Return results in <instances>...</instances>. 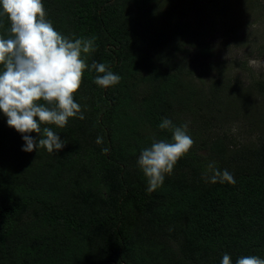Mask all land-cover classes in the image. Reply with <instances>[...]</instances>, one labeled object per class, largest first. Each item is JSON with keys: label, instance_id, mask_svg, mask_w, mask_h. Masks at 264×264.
Wrapping results in <instances>:
<instances>
[{"label": "trees", "instance_id": "trees-1", "mask_svg": "<svg viewBox=\"0 0 264 264\" xmlns=\"http://www.w3.org/2000/svg\"><path fill=\"white\" fill-rule=\"evenodd\" d=\"M242 2L43 0L61 34L96 38L86 63H103L121 80L104 88L94 83L95 70L84 71L74 94L84 119L69 118L64 128L42 125L65 141L58 152L22 151V135L0 112V264L264 259V127L238 145L221 130L240 112L252 114L257 102L264 111V82L198 74L197 88L172 52L183 56L191 46L188 62L206 70L210 64L199 55L212 49L202 39ZM10 35L0 13V36ZM164 117L187 124L194 145L148 192L137 161L153 140L171 142V131L159 127ZM212 161L236 183L207 182Z\"/></svg>", "mask_w": 264, "mask_h": 264}, {"label": "clouds", "instance_id": "clouds-1", "mask_svg": "<svg viewBox=\"0 0 264 264\" xmlns=\"http://www.w3.org/2000/svg\"><path fill=\"white\" fill-rule=\"evenodd\" d=\"M0 13L7 16L11 33L9 38L0 36V112L7 117V125L22 135V151L42 147L58 152L65 141L42 125L64 128L69 118L84 119L81 105L74 100L84 71L95 70L94 83L104 88L118 84L121 77L103 63L93 61L89 66L86 59L95 51L96 38L71 39L61 34L46 18L43 0H0ZM159 127L171 131V142L153 140L137 161L147 178L148 192L163 185L165 176L194 145L187 124L177 126L164 117ZM203 178L213 184L236 183L234 175L220 170L215 161L207 164ZM221 264H233L230 255L224 254ZM235 264H264V259L241 256Z\"/></svg>", "mask_w": 264, "mask_h": 264}, {"label": "rangeland", "instance_id": "rangeland-1", "mask_svg": "<svg viewBox=\"0 0 264 264\" xmlns=\"http://www.w3.org/2000/svg\"><path fill=\"white\" fill-rule=\"evenodd\" d=\"M202 42L209 43L212 49L209 54L199 55L202 62L210 64L208 67L204 65L206 70L195 61V66L188 62L192 61L189 57L196 51L191 46L188 45L192 52L183 53V56L182 52L172 51L175 61L182 62L187 70L192 71L193 74L188 76L192 85L194 83L197 88L200 86L198 74L208 79L214 73L224 75L231 83L242 81L244 85H249L253 79L264 82V0H243L239 7L233 8L227 20L217 22ZM262 109L260 102H257L252 114L240 112V119L225 125L221 130L237 145L256 139L264 127Z\"/></svg>", "mask_w": 264, "mask_h": 264}]
</instances>
